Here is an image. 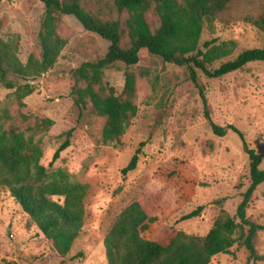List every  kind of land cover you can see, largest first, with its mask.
Returning <instances> with one entry per match:
<instances>
[{"label":"rangeland","instance_id":"obj_1","mask_svg":"<svg viewBox=\"0 0 264 264\" xmlns=\"http://www.w3.org/2000/svg\"><path fill=\"white\" fill-rule=\"evenodd\" d=\"M85 1L105 19L124 21L127 17L119 15L112 0ZM242 13V7L236 5L223 22L203 34L201 46L209 41L236 44L234 54L216 63L215 69L245 51L264 49V34L242 22ZM0 16V37L17 45V56L24 64L32 54H40L38 36L45 16L41 0H3ZM148 19L154 28L159 26L155 15ZM61 35L68 45L55 67L31 81L34 93L25 100L26 108L20 110L15 105L10 110L32 120L54 121L48 133L36 138L44 150L42 164L50 173L63 170L73 181L87 186L84 227L69 256L63 258L11 194L0 189V264H108L105 238L114 221L158 172L170 171L178 164L191 166L199 184L192 202L171 219V226L190 236L205 237L222 211L240 222L239 207L252 183L250 157L238 134L230 132L223 138L213 134L200 89L206 95L213 122L239 129L249 148L263 156L264 170V63L249 64L219 79L198 71L196 85L187 68L167 64L143 50L137 66L118 64L106 71V80L117 94L124 90L127 72L137 76L139 108L121 144L106 145L102 140L105 120L81 111L75 104L70 71L104 58L110 43L85 30L75 17L63 18ZM9 80L25 84L13 74ZM12 93L1 89L0 100L6 101ZM70 131L71 146L52 164ZM143 144L137 170L124 177L122 171ZM208 145H215L214 153H209ZM53 200L64 201L59 197ZM200 207H204L201 216L183 220ZM260 214H264V185L254 194L247 218L254 221ZM256 249L263 258L259 264H264V232L257 237ZM211 264L254 261L250 262L249 251L239 243L229 254L214 257Z\"/></svg>","mask_w":264,"mask_h":264},{"label":"trees","instance_id":"obj_2","mask_svg":"<svg viewBox=\"0 0 264 264\" xmlns=\"http://www.w3.org/2000/svg\"><path fill=\"white\" fill-rule=\"evenodd\" d=\"M41 1L45 16L38 36L39 55L32 54L24 64L17 56V45L0 37V90L13 91L9 99L0 100V189L11 194L56 252L66 258L84 227L88 188L73 181L67 172L50 173L42 164L44 150L36 138L52 129V119L32 120L23 113L13 115L10 110L15 105L20 110L26 108L25 100L34 93L31 81L54 68L67 47L68 41L61 35L63 18L75 17L85 30L110 43L104 58L84 63L70 75L75 104L81 111L105 120L104 144L119 145L139 113L138 78L127 72L124 90L117 94L106 80V71L118 64L137 66L143 50L167 64L187 68L196 85L198 71L219 79L249 64L264 63V49L248 50L215 69L216 63L234 54L236 44L209 41L201 46L204 32L223 22L236 5L243 9L242 22L264 34V0H112L119 15H127L124 21L103 18L85 0ZM150 14L158 18L157 28L151 25ZM10 74L25 84L9 80ZM200 90L213 134L218 138L230 132L238 134L250 157L252 183L239 207L240 222L222 211L205 237L190 236L171 226V219L192 202L199 184L191 166L178 164L170 171L158 172L114 221L105 238L108 264H211L214 257L229 254L239 243L249 251L250 262L259 264L263 260L256 240L264 232V214L254 221L247 218L254 194L264 185L263 156L249 148L244 134L235 126L221 127L213 122L204 90ZM72 136L73 131L66 134L52 164L71 146ZM144 146L122 171L124 177L137 170ZM206 148L209 153L216 150L215 145ZM54 197L63 198V203L54 201ZM203 210L200 207L183 220L197 218Z\"/></svg>","mask_w":264,"mask_h":264},{"label":"water","instance_id":"obj_3","mask_svg":"<svg viewBox=\"0 0 264 264\" xmlns=\"http://www.w3.org/2000/svg\"><path fill=\"white\" fill-rule=\"evenodd\" d=\"M204 51H206V50H204Z\"/></svg>","mask_w":264,"mask_h":264}]
</instances>
